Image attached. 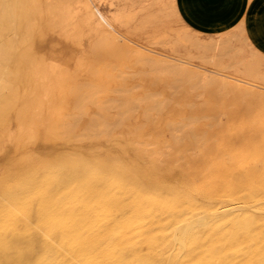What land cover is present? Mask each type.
<instances>
[{"label":"bare ground","instance_id":"6f19581e","mask_svg":"<svg viewBox=\"0 0 264 264\" xmlns=\"http://www.w3.org/2000/svg\"><path fill=\"white\" fill-rule=\"evenodd\" d=\"M46 4L49 10L61 5L64 20L88 11L85 18L99 37L93 49L89 46L96 62L131 51L93 0ZM39 13V0H0V92L11 86L12 56L17 65L30 61L19 48L18 31L26 30L22 39H29ZM243 20L236 26L250 47ZM219 34L213 49L226 46ZM151 56L136 62L150 67V85L142 95L132 91L131 73L122 76L129 86L126 96L117 89V98L104 101L120 109V118L100 112L81 124L86 105L104 98L94 88L99 82L89 81L69 90L82 114H68L49 126L73 140L104 137L114 151L94 149L93 141L62 147L46 131L43 139L53 148L32 166L34 171L7 186L0 180V264H264V93L219 79L212 69L192 71L181 58ZM156 85L163 89L153 93ZM187 123L195 124L196 134L173 133ZM164 145L172 151L163 152Z\"/></svg>","mask_w":264,"mask_h":264},{"label":"rangeland","instance_id":"374dc122","mask_svg":"<svg viewBox=\"0 0 264 264\" xmlns=\"http://www.w3.org/2000/svg\"><path fill=\"white\" fill-rule=\"evenodd\" d=\"M39 1L41 13L36 15L35 19H33L35 23L32 28L31 39H22L26 30L18 31L19 48L21 52L26 51L25 53L29 56L28 58L30 61H25L17 65L14 64L15 61L18 60L17 57L14 58V55L12 56L13 63L10 64L9 75V80L11 82L10 90L8 89L7 91L4 90L0 92V96H4L0 97V105H2L0 106V180H4L6 186L9 185L10 182H18L22 174L32 173L34 171L32 166L42 158L44 152L53 148V145L43 139L46 131L52 132L54 141L62 147H66L69 143L82 144L93 141L96 143V148L94 149H108V151H114V149L109 148L113 142L111 140H106L104 137L90 136L80 140H73L72 137H63L54 132L49 126L51 123L58 121L60 117L66 118V116L75 114V112L82 114L80 109L77 108V110L74 107V97L76 94L74 95L71 91L75 85L80 83L87 84L89 81L93 85L99 82L100 85L97 84L94 88L97 87V89L101 90L104 98L101 100L99 99L95 104L86 105L85 112L82 114L83 118L81 124L89 122L93 116L100 112L108 119H113L114 116L120 118L122 114L120 109L113 108L111 104H105L104 106V101L107 98H117L118 94L120 95L121 93V95L126 96L124 92H126L129 86L124 83L127 78L123 77H125V75L129 76L131 73L135 74L132 91L137 95L143 94L145 88L150 85L149 65L144 61L136 63L143 57L152 55L151 57L162 60L169 59L170 57L181 58L185 63V67L192 71L208 73L209 69H212L219 72V74L216 75L219 79L222 78L233 84L248 88L254 87L253 89L264 93V57L254 51L258 50L254 45L249 47L244 32L240 27L236 26L242 22L243 19L232 27L205 33L193 28L184 20L179 9L178 0H93L95 7L98 8L99 15L112 23L117 32L122 35L124 42H127L132 48L128 54L123 53L117 56L115 55L114 57H117L116 59L110 57L106 61L107 64L104 61L99 62L97 60L96 62L95 57L89 56L91 54L90 47L93 49V45L91 44L97 43L99 37L96 33L94 23L91 20H87L88 11H83V15L81 14L79 18H67L64 20L63 7L61 5L49 10L46 0ZM60 6L61 8H59ZM85 14H87V16ZM82 16L84 18L86 16L87 19H84ZM79 19H82L83 22H80V24L83 23L82 25L78 23L80 21ZM75 24L79 25V30L76 28L77 26ZM66 25L69 27L66 28ZM74 32H76L75 35ZM218 34L222 36L221 41L225 38L226 46L223 44V46L214 47L213 49L211 44ZM72 35L74 37H72ZM227 39L231 44L227 42ZM193 43H195L196 46ZM209 45H211V47ZM134 49L136 51H133ZM137 54L138 56H135ZM94 67L95 69L93 71L92 69ZM124 67L126 69H124ZM104 69L107 70L105 71ZM63 70H69L70 72L67 73V71L64 72ZM96 70L99 71L97 72ZM86 71L87 73H85ZM136 71H141L142 73L136 74ZM61 72H63V74ZM15 73L18 74L15 75ZM65 73L68 75H65ZM95 73L99 74L96 76ZM143 73H146V75ZM116 74L121 78L119 79L116 77ZM103 77L108 78L106 80ZM87 78H89V80ZM64 79L69 81L66 83L69 85L65 87L66 81H64ZM16 85L18 87H16ZM71 85H73V87ZM67 89L71 91L68 92ZM117 89L123 90V92L118 91V94H116ZM158 89L161 91L163 88L161 85L153 86V93H157L159 91ZM166 89L170 91L169 87ZM54 94H56L57 98L54 97ZM61 94H63V96ZM59 99H61V105ZM153 99L156 100L157 97H153ZM62 100L64 102H62ZM201 100L202 97H199L197 101ZM99 101H101V104ZM102 105L104 107H100ZM58 109H60V111ZM22 115H24L23 118ZM218 118L220 121L226 120L224 114H220ZM46 120L49 123H47ZM187 124L184 125L183 128L181 127L182 129L177 128L173 133L177 135L180 133L179 135L184 138H189L196 134L195 124L191 123L188 124V126ZM33 132L36 134H33ZM113 138H115V136ZM72 140L74 142H72ZM166 147V145L162 146L163 152L172 151V148ZM90 151L92 153L96 152V150L92 149ZM133 154L141 159L150 160L147 156L136 153ZM178 156H180V154H178Z\"/></svg>","mask_w":264,"mask_h":264},{"label":"crops","instance_id":"0c3cea01","mask_svg":"<svg viewBox=\"0 0 264 264\" xmlns=\"http://www.w3.org/2000/svg\"><path fill=\"white\" fill-rule=\"evenodd\" d=\"M178 4L184 20L193 28L205 33L229 27L228 24L231 23V20L220 18L219 13L222 12H234L236 14L243 12L241 19L244 20L247 19L250 12L256 16L264 14V0H230L229 3L225 4L195 3L194 0H178ZM232 19H235V16H232ZM259 51L264 54V51Z\"/></svg>","mask_w":264,"mask_h":264},{"label":"snow or ice","instance_id":"6c2138e0","mask_svg":"<svg viewBox=\"0 0 264 264\" xmlns=\"http://www.w3.org/2000/svg\"><path fill=\"white\" fill-rule=\"evenodd\" d=\"M195 3H213V4H225L230 0H194ZM195 14V13H194ZM220 18L225 20H231L228 24L229 27L235 25L243 17V12L240 14L222 12L219 13ZM235 16V19H232ZM243 30L247 34V38L250 42L259 50L264 51V14L259 16L253 15L251 12L248 14L247 19L243 21Z\"/></svg>","mask_w":264,"mask_h":264}]
</instances>
